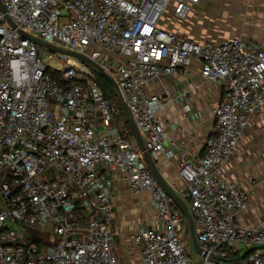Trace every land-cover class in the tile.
<instances>
[{
    "label": "built area",
    "instance_id": "built-area-1",
    "mask_svg": "<svg viewBox=\"0 0 264 264\" xmlns=\"http://www.w3.org/2000/svg\"><path fill=\"white\" fill-rule=\"evenodd\" d=\"M1 1L0 264H119L117 180L148 194L155 212L131 236L142 264H264V227L240 222L250 195L226 172L264 108V23L260 40L198 41L175 22L204 0ZM23 32L107 70L156 161L175 152L158 116L169 96L150 92V84L193 60L203 77L223 82L204 153L180 147L179 183L170 182L190 206L205 257L190 252L184 214L153 176L96 70Z\"/></svg>",
    "mask_w": 264,
    "mask_h": 264
},
{
    "label": "crops",
    "instance_id": "crops-1",
    "mask_svg": "<svg viewBox=\"0 0 264 264\" xmlns=\"http://www.w3.org/2000/svg\"><path fill=\"white\" fill-rule=\"evenodd\" d=\"M261 20L263 37L264 22ZM149 91L169 96V101L158 116L168 127L166 148L173 149L175 154L168 157L162 153L157 163L169 182L179 183L180 147L194 155L204 153L206 139L214 129V109L225 97V86L221 81L203 77L199 62L193 60L181 73L154 80ZM226 172L231 180L247 189L250 195L248 207L239 213L240 222L264 227V108L250 122L245 136L227 162ZM118 187L130 190L127 184L117 180L114 199ZM132 243L137 247L129 238L128 246Z\"/></svg>",
    "mask_w": 264,
    "mask_h": 264
},
{
    "label": "rangeland",
    "instance_id": "rangeland-1",
    "mask_svg": "<svg viewBox=\"0 0 264 264\" xmlns=\"http://www.w3.org/2000/svg\"><path fill=\"white\" fill-rule=\"evenodd\" d=\"M259 20L264 22V0H204L201 7L194 10L185 21L175 22V25L183 34L198 41L227 39L236 34L260 39L262 26ZM52 65L62 67L58 61L52 62ZM117 191L115 204L121 232L115 240L118 262L142 264L139 248L133 243L129 247L128 242L132 231L153 219L155 212L150 204V196L135 194L126 187Z\"/></svg>",
    "mask_w": 264,
    "mask_h": 264
},
{
    "label": "water",
    "instance_id": "water-1",
    "mask_svg": "<svg viewBox=\"0 0 264 264\" xmlns=\"http://www.w3.org/2000/svg\"><path fill=\"white\" fill-rule=\"evenodd\" d=\"M0 7H1L2 11H5V7L2 4L1 0H0ZM63 14H65V12H63ZM10 22L12 23L11 20H10ZM23 33L26 37L31 38L33 41H35L39 45L44 46L53 52H58V53L70 55V56H73V57H76V58L82 60L83 62H86L88 65L93 67L100 76L107 79L113 85L116 92L118 93L120 103H121V107L124 111L127 123L129 125L130 131L132 133V136L136 140V142L138 143L140 150L142 151L143 157H144L150 171L152 172L155 179L164 187L165 191L173 199L176 206L182 211V213L184 214V216L188 222L189 233H190V236H189L190 252L192 254L193 253L196 254L197 256L205 257L207 255V252L202 249L200 243L198 242L197 234H196L195 219L191 213V209H190L188 202L185 199H183V197L173 188L172 184L164 177V175L162 174V172L158 166L157 161L152 158L150 152L147 150L145 141H144L142 134H141V132H140L133 116H132V113H131L130 108L128 106L126 97H125L122 89L117 84L115 78L107 70H105L99 63L95 62L94 60H92L91 58H89L88 56H86L84 54L51 45L49 43L44 42L40 38L33 36L27 32H23ZM256 248H257V246L253 247L252 249L248 250L247 252H249L251 250H255ZM211 256L217 258V256H215V255H211ZM234 259H237V258H234Z\"/></svg>",
    "mask_w": 264,
    "mask_h": 264
},
{
    "label": "trees",
    "instance_id": "trees-1",
    "mask_svg": "<svg viewBox=\"0 0 264 264\" xmlns=\"http://www.w3.org/2000/svg\"><path fill=\"white\" fill-rule=\"evenodd\" d=\"M55 78H57L58 81L61 84H64V81L62 79H60L59 75L56 74ZM98 78H99V83L102 86V88L104 89L106 95L108 97H110L111 99H113L116 102V104L119 106L120 114H121V120L124 122V125H125L124 127L128 131V135H131L132 133L130 131L129 125L127 123L124 111H123V109L121 107V103H120V100H119V97H118V94H117L115 88L113 87V85L107 79H105L104 77L100 76L99 74H98Z\"/></svg>",
    "mask_w": 264,
    "mask_h": 264
}]
</instances>
